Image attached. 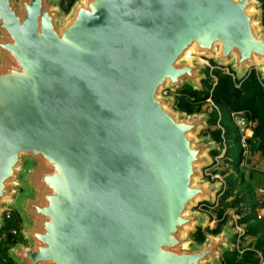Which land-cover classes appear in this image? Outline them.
Wrapping results in <instances>:
<instances>
[{
    "label": "water",
    "instance_id": "95a60500",
    "mask_svg": "<svg viewBox=\"0 0 264 264\" xmlns=\"http://www.w3.org/2000/svg\"><path fill=\"white\" fill-rule=\"evenodd\" d=\"M258 0H0V228L14 264H221L229 222L202 242L197 202L215 141L206 113L162 92L201 88L202 63H258Z\"/></svg>",
    "mask_w": 264,
    "mask_h": 264
},
{
    "label": "rangeland",
    "instance_id": "374dc122",
    "mask_svg": "<svg viewBox=\"0 0 264 264\" xmlns=\"http://www.w3.org/2000/svg\"><path fill=\"white\" fill-rule=\"evenodd\" d=\"M57 1L58 8L66 15L78 0ZM258 3L260 24L264 26L262 0H258ZM200 62L204 66L201 72L211 84L206 86L201 80L199 91L202 96L206 93V98L198 99L200 94L194 96L189 93L187 85H183L175 91L166 89V93H162L173 99L169 107L177 113H206L208 116L216 117V122L209 125L210 129L201 130L197 136L215 137L213 138L216 147L214 152L210 153L212 162L208 167L201 168V175L209 181L219 182L220 191L213 203L202 201L192 207L194 211L205 213L209 218V223L206 226H195L187 230L185 235L190 238V243H197L194 238L196 231L200 230L204 236L216 235L229 222L234 234L228 241V248L221 254V264H257L261 258L264 259L263 253L256 247L258 239L264 240V222L255 218V210L259 204L256 189L264 184V166H257L255 160H251L253 156L255 158L258 155L256 153L258 151L255 150L257 143L251 142L256 123L253 120L254 122L245 137V146H242L240 136L243 131L232 120L231 111L226 113L228 117L223 119L221 107L211 99L212 89L217 81V75L213 71L220 70L227 75L229 73L221 69L213 68L211 70L209 67H205L207 64L204 61ZM234 74L236 75V73ZM235 77L237 78V76ZM9 208L14 209L12 206ZM1 234H3L2 230H0V248H5L10 241L5 237L1 238ZM16 242L25 243L23 234ZM8 246L10 248L12 244ZM1 257L4 256L1 255ZM0 264L7 263L0 259Z\"/></svg>",
    "mask_w": 264,
    "mask_h": 264
},
{
    "label": "trees",
    "instance_id": "16d2710c",
    "mask_svg": "<svg viewBox=\"0 0 264 264\" xmlns=\"http://www.w3.org/2000/svg\"><path fill=\"white\" fill-rule=\"evenodd\" d=\"M262 8L264 12V0H262ZM213 72L217 75V81L213 86L211 99L215 104L221 107L224 115L223 119L228 117L226 113L228 114V112L233 110H246L248 112L251 119H253L256 123L251 142L257 143L255 150L260 153L264 160V88L261 86L254 73H251L242 79H234L220 70H214ZM208 80V78H203L202 82L206 84V86H209L211 84L208 83ZM236 83L238 84L236 85ZM187 89L189 93L194 96L199 95L201 92L199 90H194L189 86ZM201 94L198 96V99L207 97L206 93L203 96ZM215 122L216 117L214 115L209 116V125H213ZM213 152L214 151L211 153ZM11 225V222H9L6 226H2L1 229L8 228ZM10 238L11 235H8L7 239L10 241L9 244L14 243L12 239L10 240ZM194 238L197 242H202L205 236L200 230H198L194 233ZM256 247L263 253L264 256V240L258 239ZM7 251V247L0 248V259H2L1 255L4 257L7 256ZM7 264H13V262L8 261Z\"/></svg>",
    "mask_w": 264,
    "mask_h": 264
},
{
    "label": "built area",
    "instance_id": "2783aa9c",
    "mask_svg": "<svg viewBox=\"0 0 264 264\" xmlns=\"http://www.w3.org/2000/svg\"><path fill=\"white\" fill-rule=\"evenodd\" d=\"M197 59H199L200 61H204V63L207 64V66L205 67H209L211 70L213 68L221 69L229 73V75H231L234 79L236 78L235 77L236 75L234 74L235 72L232 70L231 65L229 63L221 65V64L214 62L213 60H208L206 58L197 57ZM251 73H254L257 76L258 81L264 88V77L261 75L260 70H259V65L257 63L248 67L245 75L248 76ZM162 93H166V91L164 90ZM230 115H231L232 120L236 123V125L239 128H241L243 131V133L240 136V143L242 146H245L246 134L249 131V128L251 127L254 121L253 119H251V117L249 116L246 110H233L231 111ZM256 194L259 198V204L255 210V218L259 221L264 222V184L259 186L256 189ZM2 217H3V226H6L9 222H11L12 225L8 228H3V229L0 228V230L3 231V234H1V238L5 237L7 239L8 235H12L13 242L19 241L22 236V232H21L20 220L15 210L12 208L7 209V211L4 212ZM8 245L6 246L7 248H9ZM1 260L6 263L8 261H11L8 255L6 257H3ZM257 264H264V259L261 258Z\"/></svg>",
    "mask_w": 264,
    "mask_h": 264
},
{
    "label": "crops",
    "instance_id": "0c3cea01",
    "mask_svg": "<svg viewBox=\"0 0 264 264\" xmlns=\"http://www.w3.org/2000/svg\"><path fill=\"white\" fill-rule=\"evenodd\" d=\"M256 153H258V155L255 157V158H251V160H255V162H256V165L257 166H264V160H263V158H262V156L260 155V153L259 152H256ZM261 186V185H260ZM258 188V187H257Z\"/></svg>",
    "mask_w": 264,
    "mask_h": 264
}]
</instances>
